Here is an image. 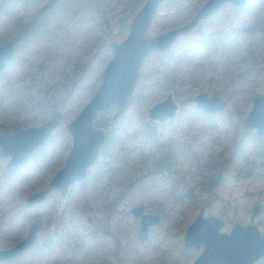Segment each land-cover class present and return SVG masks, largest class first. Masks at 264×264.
<instances>
[{
	"label": "rangeland",
	"instance_id": "rangeland-1",
	"mask_svg": "<svg viewBox=\"0 0 264 264\" xmlns=\"http://www.w3.org/2000/svg\"><path fill=\"white\" fill-rule=\"evenodd\" d=\"M45 1L0 0V38L3 41L12 36L19 38L13 59L0 71V136L39 126L53 112L62 116L50 139L13 169L8 180L1 176L6 160H0V249L20 241L32 222L40 225L33 247H39L56 232L63 234L67 243L34 259H31L30 249L19 259L2 264H87L84 255L90 246V237L100 240L102 246L95 255L103 258L106 264H118L117 261L119 264H191L200 249L183 250L182 235H177L174 226L180 217L187 218L188 224L195 217L188 208L179 210L182 215L169 210V197L181 194L178 182L182 176L201 171L207 161L220 153L227 158L228 167L219 176V200L211 203L202 216L221 219L222 233H228L236 224L253 223L264 235V156L253 158L252 140L256 135L254 131H248L244 123L253 96L264 94V85L256 78L240 75L250 57L257 61L264 56V39L259 34H245L239 41L229 34L231 26H244L252 20L264 19V0H246L238 14L232 6L225 5L213 19L210 17L191 31L182 33L178 42H195V29L223 34L226 48L221 51V45L216 43L214 51L197 50L183 58L169 72L168 89L146 93V102L140 110L128 107L120 117L122 121L118 119L111 123L110 116L116 109L112 105L94 118V127L105 135L115 130L129 133L136 129L139 121L149 122L147 108L161 101L167 93L172 94L179 108L180 101L192 94L202 92L220 98L225 103L220 114L180 119L181 114L177 112L165 130L158 129L164 137L174 140L181 134L180 140L189 145L188 155L177 164L176 175L169 179L158 171L147 173L136 167L132 178L126 182L123 173L117 175L111 168L102 167L98 184L92 185L84 179L68 186L64 196L49 188L48 182L62 166L70 147L66 124L79 114L92 96L111 57V50L103 53L99 46L106 47L111 41L123 40L132 16L121 18L124 0H85L84 7L78 1L77 8L70 5L73 0H59L55 8L40 13L39 8ZM205 1L164 0L146 35L152 37L186 24L195 7ZM136 2L141 6L143 0ZM44 20L48 24L41 38L18 35L27 23L37 24ZM263 27L264 24L260 26ZM161 54L152 53L143 61L135 86L151 72L147 64L150 58ZM29 100L38 105L31 108ZM181 107L186 112L194 105L189 102ZM261 137L264 139V135ZM121 142L128 141L122 139ZM99 162L100 156L86 176ZM107 179H110L109 183ZM138 185L144 186L143 192ZM43 190L46 195L40 203L33 206L26 203L29 196ZM117 192L119 200L114 196ZM113 198L117 199V205L112 212L104 207V203ZM133 206L142 207L146 212L156 208L163 212L159 224L149 228L145 243H139L135 238L138 221L128 215ZM253 206L259 207L256 216L251 215ZM105 231L109 233L107 236L103 234ZM180 251L187 255L177 257ZM255 264H264V259Z\"/></svg>",
	"mask_w": 264,
	"mask_h": 264
},
{
	"label": "water",
	"instance_id": "water-1",
	"mask_svg": "<svg viewBox=\"0 0 264 264\" xmlns=\"http://www.w3.org/2000/svg\"><path fill=\"white\" fill-rule=\"evenodd\" d=\"M164 0H144L128 24V33L120 41L109 42L106 47L111 50V57L104 66L100 84L82 107L79 114L68 121L65 130L70 138V147L62 166L57 170L48 187L64 196L68 186L83 181L86 173L97 161L105 143L104 133L93 128L97 114L116 106L110 122H116L129 107V99L134 90L137 74L143 61L152 53H163L173 46L182 33L194 29L198 23L206 21L223 6L243 7L246 0H206L194 12L191 19L184 25L167 32L148 37L146 32L152 19ZM56 0H47L40 11L51 9ZM264 13V5H263ZM18 36H14L0 44V71L13 59L14 47ZM195 110L204 115L220 114L225 103L215 95L208 96L198 93L189 97ZM179 106L171 93L146 110L147 119L154 124L172 121ZM62 116L53 112L49 118L36 127L19 130L7 137H0V160L7 159L5 168H13L24 163L27 158L47 140L58 127ZM246 129L255 135H264V94L253 96L249 111L244 119ZM45 191L29 196L26 203L30 206L40 203ZM258 206L251 208V215L256 216ZM128 215L138 219L135 238L139 243L148 240V230L159 224L160 217L154 213H145L139 206L128 210ZM223 222L213 216L195 217L185 228L182 235V248L197 250L198 255L191 264H255L264 258V235L256 224L233 225L228 233H222ZM40 225L29 224L25 236L10 248L0 249V264L20 256L31 248Z\"/></svg>",
	"mask_w": 264,
	"mask_h": 264
},
{
	"label": "trees",
	"instance_id": "trees-1",
	"mask_svg": "<svg viewBox=\"0 0 264 264\" xmlns=\"http://www.w3.org/2000/svg\"><path fill=\"white\" fill-rule=\"evenodd\" d=\"M36 1L37 0H26V2L32 3ZM78 1L82 2L83 7L85 6V0H73V2H70V5L74 4V7L77 8ZM143 2L140 4H143ZM139 8L140 6H137L136 0H124L120 10L121 18H125L126 16L133 17ZM232 8L236 14H238L241 10V7ZM196 9L197 6L194 10L196 11ZM3 12L4 11H2V13ZM4 13L7 14L8 12ZM215 16L216 13L211 19H213ZM47 24L48 22L45 20L38 22L37 24L29 22L24 25L23 28H21L23 29V32H19L18 35L21 38L29 36L33 39H39L46 32ZM262 24H264L263 18H261V20H252L250 23L244 26L237 25L234 28L231 26L229 29V34L234 36V40L239 41L244 39L245 34H259L260 37L264 39V27L260 28ZM194 31L197 34V40L195 42L177 41L160 56H154V58H150V60L148 59L149 63L147 64L150 65L149 69L151 68V72H149L143 78L142 83L135 86L129 100L130 108L140 110L141 106H143V104L146 102V93L148 92L166 91L168 89L167 84L169 81H171L169 72L173 69V67L177 66L183 58L189 57L197 50L207 51L208 49H213L214 51V48L217 46V44L221 45V51L226 48V44H224V39L222 36L223 34L214 35L211 33H203L198 32L196 29ZM1 41L4 42L2 38H0V42ZM99 49H101L103 53H107L109 51L107 47L102 45L99 46ZM179 49L180 51L177 52ZM247 62L248 63L241 68L240 75L249 78H256L264 85V56L258 58L257 61H254V58L250 57ZM192 95H188L187 97L183 98L182 101H180V108L178 109V112L181 114L180 119H187V117L195 118L199 115L208 118L210 115L201 114L193 107L191 111H183L184 109L181 106L184 104H189V97ZM29 101L31 108L38 105H33L32 100ZM122 120L123 118L120 119V121ZM170 124L171 122L164 124H154L146 121H139L136 129L129 133H125L121 130H115V132L112 134L108 133L105 135V143L99 154L101 163H97L93 171L88 173V175L85 177V182L88 181L92 185L98 184L101 179V173H99V170L102 167L107 169L111 168L112 171L117 175L119 173H123V175L126 176L124 179L126 182H129L132 178V174L134 173L136 167H138L139 170H145L147 173L158 171L161 175H166V177L169 179L172 175H176L177 164L183 157L188 155L189 145L188 143L180 140L182 137L181 134H179L174 140L170 137H164L162 132L158 131L159 128H161V130H165V128ZM122 139L127 140L128 142L122 143ZM252 143L254 147L253 158L263 157L264 139L262 137L258 138L255 136L252 140ZM232 155H234V153H232ZM227 162V158H223V155L220 153L212 160L207 161L201 167V171L197 173H194L193 171L188 172L187 176H182L181 179H179V182L177 180L176 182L181 185L182 192L180 195L172 194L169 197V210H176L179 215H182L181 211L179 210H183L184 208L187 210L188 208V211L192 212L194 217L202 216L205 209L209 207L211 203L215 202V200H219L218 197L221 187L218 184V180L219 176L227 169ZM106 181L109 183L110 179H107ZM138 187L140 192L144 191L143 185H138ZM44 188H47V186L45 185ZM118 194L119 192H117V194L114 196L118 197ZM116 205V198L108 200L104 203V207L110 211H114ZM149 212L158 215L161 221V215H163V212L157 208L151 211L149 210ZM179 219L174 226L178 236L183 235V231L189 222L187 218L181 219L180 217ZM63 236V234L56 232L51 237L47 238L45 242H43L39 247L32 246L30 248L33 253V257H31V259L44 254H50L54 249L62 247L65 243H67V239L63 238ZM89 243L90 246L87 249V253L84 255V259L91 264H102V260L94 253L95 248H100V240L90 238ZM186 255L187 252L180 251L177 257H185ZM24 264H30V262H24ZM156 264L161 263L158 262Z\"/></svg>",
	"mask_w": 264,
	"mask_h": 264
},
{
	"label": "flooded vegetation",
	"instance_id": "flooded-vegetation-1",
	"mask_svg": "<svg viewBox=\"0 0 264 264\" xmlns=\"http://www.w3.org/2000/svg\"><path fill=\"white\" fill-rule=\"evenodd\" d=\"M46 2V1H45ZM44 2V3H45ZM58 2H59V0H56V2H55V4H54V6L51 8V9H48V10H44V11H40V8H41V6L44 4H42L41 6H40V8H39V12L40 13H42V12H46V11H50V10H52L53 8H55L56 7V5L58 4ZM14 37V36H13ZM12 38V37H11ZM10 39V38H9ZM19 39V38H18ZM122 41V40H121ZM178 41V40H177ZM119 43V42H118ZM107 45V44H106ZM101 77V76H100ZM100 84V83H99ZM136 85V84H135ZM135 88V87H134ZM96 90V89H95ZM134 91V90H133ZM94 93V92H93ZM133 93V92H132ZM132 95V94H131ZM130 100V99H129ZM87 103V102H86ZM112 116V115H111ZM111 116H110V118H111ZM120 118V117H119ZM110 120V119H109ZM112 123V122H111ZM168 123V122H167ZM164 124V123H163ZM93 128H95L94 127V124H93ZM26 129V128H25ZM96 129V128H95ZM20 130H22V129H20ZM99 130V129H98ZM19 131V130H18ZM17 132V131H16ZM15 133V132H14ZM14 133H12V134H14ZM12 134H10V135H12ZM10 135H7V136H10ZM7 136H0V137H7ZM104 136H105V134H104ZM4 160H6V162H7V159H4ZM6 162H5V165H6ZM23 164V163H22ZM21 164V165H22ZM5 165H4V168H3V174H1V176L4 178H6L7 180H8V178H9V174L11 173V171L13 170V169H15V168H17V167H19L20 165H18V166H16V167H13V168H9V169H6L5 168ZM46 190V189H45ZM45 190H43V191H45ZM46 192V191H45ZM27 200V199H26ZM113 212V211H112ZM144 212L145 213H149V212H146L145 210H144ZM134 220H137L138 221V219H134ZM223 222V221H222ZM232 227V226H231ZM186 228V227H185ZM185 230V229H184ZM184 232V231H183ZM26 234V233H25ZM103 234L105 235V236H107L109 233L107 232V231H105V232H103ZM25 236V235H24ZM23 236V237H24ZM91 239H95V237H90ZM100 244H101V242H100ZM102 245H100V247H101ZM8 248H10V247H8ZM181 248H182V244H181ZM6 249V248H5ZM30 249V248H29ZM100 248H95V250H94V253H95V251H97V250H99ZM183 249V248H182ZM200 249V248H199ZM183 250H185V249H183ZM189 250V249H188ZM190 250H192V249H190ZM26 251H28V250H26ZM25 251V252H26ZM200 251V250H199ZM25 252H23L20 256H18V257H16V258H14V259H10V260H7V261H5V262H3V263H7V262H12V261H15V260H17V259H19ZM87 253V252H86ZM198 255V254H197ZM196 255V256H197ZM195 256V257H196ZM99 257V256H98ZM101 260H102V264H106L105 263V260L103 259V258H101V257H99ZM264 259V258H263ZM194 260V259H193ZM192 260V261H193ZM87 262V264H91L90 262H88V261H86ZM117 263L119 264V261H117ZM257 263V262H256Z\"/></svg>",
	"mask_w": 264,
	"mask_h": 264
}]
</instances>
